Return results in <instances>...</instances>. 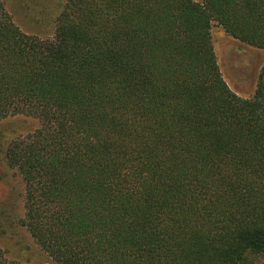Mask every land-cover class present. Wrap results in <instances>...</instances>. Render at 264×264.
<instances>
[{
  "label": "trees",
  "instance_id": "1",
  "mask_svg": "<svg viewBox=\"0 0 264 264\" xmlns=\"http://www.w3.org/2000/svg\"><path fill=\"white\" fill-rule=\"evenodd\" d=\"M214 21L264 49V0H67L50 38L0 0V121L39 122L5 160L56 263L264 258V66L236 94Z\"/></svg>",
  "mask_w": 264,
  "mask_h": 264
},
{
  "label": "rangeland",
  "instance_id": "2",
  "mask_svg": "<svg viewBox=\"0 0 264 264\" xmlns=\"http://www.w3.org/2000/svg\"><path fill=\"white\" fill-rule=\"evenodd\" d=\"M2 1L23 31L50 38L67 0ZM212 39L218 65L230 88L243 98L252 97L264 66V49L232 37L216 21L212 24ZM38 126L37 119L22 115L0 121V249L7 259L22 264H58L22 225L21 220L25 216L24 183L5 160L9 143L27 136ZM240 264H264V258L249 255Z\"/></svg>",
  "mask_w": 264,
  "mask_h": 264
}]
</instances>
